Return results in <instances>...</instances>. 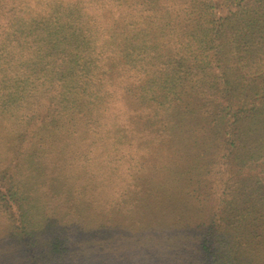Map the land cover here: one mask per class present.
<instances>
[{
	"label": "rangeland",
	"instance_id": "374dc122",
	"mask_svg": "<svg viewBox=\"0 0 264 264\" xmlns=\"http://www.w3.org/2000/svg\"><path fill=\"white\" fill-rule=\"evenodd\" d=\"M44 1L0 0V264H200L199 241L218 243L229 203L241 216L244 201L264 193L234 188L264 184V154H256L264 153V95L245 87L264 74V0H250L256 11L219 38L232 45L224 80L212 49L189 34L196 24L185 21L181 0H61L77 9L63 21L75 20L84 47L63 46L68 39L54 31L24 45L18 23L45 16ZM238 1L216 19L236 15ZM213 21L212 29L229 24ZM261 32L262 48L236 46ZM237 53L244 60L235 66ZM52 67L72 74L50 86ZM19 86L10 107L6 89ZM202 99L230 108H215L214 121ZM35 114L45 118L21 120ZM231 115L237 151L226 158ZM259 229L264 244V221ZM231 247L214 259L242 264Z\"/></svg>",
	"mask_w": 264,
	"mask_h": 264
},
{
	"label": "trees",
	"instance_id": "16d2710c",
	"mask_svg": "<svg viewBox=\"0 0 264 264\" xmlns=\"http://www.w3.org/2000/svg\"><path fill=\"white\" fill-rule=\"evenodd\" d=\"M45 1H44L45 2L44 5H43L44 8H46V12H47V14L45 16L38 15L37 17L34 18V21L31 23H30V21H28V22L22 21V22L18 23V25L21 23V26H23L22 30L25 29L23 32H21L19 34L27 33V35H26L27 38L23 42V44L27 45L30 43L29 41L32 42V40H33L34 43L39 45V44H41L40 33H42L43 35H48L54 31L55 33H59L61 35H64L65 38L68 39L67 42L64 44H63V42H60L63 46L66 44H67V46H73V44L75 46V44H76L77 49H81L82 46L84 47L85 42H82V40L78 41V39H74L75 38V27H74V21L75 20L73 19L68 23H64V21H63V20L66 21L67 19L74 18L75 16H77V14L75 15V13H76L75 10H77V9L75 7H74L75 8L74 9L73 5L69 6L61 0H58V2H54L56 0H54V1L45 0ZM209 1L210 0H199V1H197V0H181V4L185 6V9H184L185 21L186 22L193 21V23L196 24V27L195 28L193 27V32H190L189 34H193L195 36V38L200 37L205 41V43H202V45H204V47L201 50L212 49V57H213L212 60L213 61L215 59L217 60L216 62H214V68H216V70H218L217 76L219 77V79H217V80H224L227 76V73L225 75L224 69L229 68L228 62L230 60L229 58L231 57L232 45L229 44V42H230L229 40H230L231 36H234L235 34H237L235 32H237L239 24L247 17V14L248 13L250 14V13L256 11V8L254 7V5L256 3H253L250 0H245L244 7L240 8L242 10H240L239 8H236L237 10H239L236 15H235V12L234 13L231 12V9H227L226 14L219 15V17H218L219 19L218 18L216 19L215 12L221 11L222 6L224 4L230 5V3H232L231 2L232 0H216L217 3L215 5H213L212 3H211V5H208ZM211 1H214V0H211ZM240 2H242V0H239L238 4ZM49 10H52V11H49ZM234 15H235V17H234L233 21L231 23H229V21L232 19V17ZM47 17L50 18V20L47 21ZM213 19L219 20V22H221V23L228 22L229 24L225 25L224 27L222 25H219L218 27H214L212 29L210 27V24H212L214 22ZM59 21H62V22H59ZM49 25L51 27H49ZM261 27L263 28V31H264V25ZM199 30L202 32V36H200ZM70 32H74L73 33L74 36ZM226 32L230 33V38L222 37L221 39H219ZM232 34H234V35H232ZM262 34H263V32H261L259 35L254 36L248 42H246L243 46L236 45V44L235 45L239 48V47H244L247 44L254 43V46L259 44V46L262 48V45L260 44V37ZM262 38H264V37H261V39ZM14 39L16 40V38H14ZM16 42H18V40H16ZM29 45L32 46V44H29ZM38 50H39V46H38ZM201 50H198V51H201ZM60 51H63V50H60ZM65 52H68L66 54L70 55V56L72 54V52H69L68 50H65ZM258 57L260 59L259 62L261 63V61L264 58V55L259 54ZM246 58H247V55H246ZM246 58H245V60H246ZM42 59H44V58H42ZM242 60H244L243 56L241 54L237 53V56H235V61H236L235 66H237V64H239V63H242L241 62ZM44 61H45V59H44ZM257 63H258V61L256 60L254 64L256 65ZM201 66L203 68H205L204 65H201ZM235 68L236 67H232L231 69H235ZM187 69H188V67H184V70L182 73L186 72ZM55 71L56 70L53 69V67L51 68V70H49V72H48L49 79H48L46 84L50 85L53 82V79H55V77H58V80L61 81L63 78H68L72 74L69 70H67L66 73L63 72L62 74L59 72H55ZM50 77H51V79H50ZM230 77H231L230 79H233V76L230 75ZM38 78L39 77H36L35 79L32 78L30 80L35 81ZM227 78H229V77H227ZM251 81L252 82H248V84L245 86V87H248L247 88L248 92L252 93L254 96H256L258 93H259V95H264V74L258 76L257 78H254ZM58 85H60V84H58ZM21 86L15 87V88L10 87L9 89H6L7 94H4V95H6L4 102L5 103L8 102L7 103L8 106L11 107V105H15L14 102L17 99H19L18 94L20 93V87ZM239 95L242 97L241 91L238 92L236 97H238ZM240 96H239V99L242 100V98ZM246 99H248V98H246ZM48 100L51 102L50 98ZM205 101L207 103H204L203 99H202V101H198V102L201 103L202 106L204 105L207 107L209 103L206 99H205ZM51 106L53 107V104ZM224 106L225 105H222L221 103H220V105H217L216 102L212 103L210 105V107L212 109V111L210 110V112H211L210 115L214 116V109L215 108L216 109L221 108L220 109L221 114H222V111L229 110L230 107H226L225 109L222 110V108H224ZM49 111H47L45 113L46 117L49 116ZM255 111H259V109L258 110L256 109ZM228 113H230V111L225 112V114H228ZM10 118L12 119V122H11L12 124L13 123H17L18 125L20 124V119L17 116L15 117V116L11 115ZM34 118L40 119V118H45V117L35 114L27 121H26L25 117H21V120L25 121V124L28 125V124H32V122L34 121ZM214 118H215V116L213 117V119ZM243 118H245V117H241V119H243ZM226 119L230 120L231 125H232L231 127H232V130L234 132V134H232V135L226 133V135L229 137L228 146L230 148V151H228L226 153V158H227L234 151H237L234 138H237V134H235V129H236V125L238 123V118L235 115H234V117H233V115H231V117H229V118L226 116ZM214 121H215V119H214ZM221 121L222 120L219 119L217 123L221 124L220 123ZM212 124H213V126H215V123H212ZM217 131H219V129H217ZM223 146H224V141H223ZM232 148H233V150H232ZM262 148L264 149V142L261 145V149ZM256 154H259L258 156H261L264 153H256ZM233 179L234 178L231 177L230 180L232 181ZM254 182L255 183L248 185V181H244L240 185L236 184L234 188L238 187L236 192L241 191L243 194H244L245 190L247 188H250L251 186H255V190L264 189V184H263L262 180H255ZM249 183H251V181ZM245 184H247V185H245ZM256 194L257 195L255 197H248L244 201V203H243L244 205H246V204L250 205L249 211L245 212L244 215L240 216V213H241V212H239L240 205H238L237 201H232L229 203V205H228L229 208L228 207L227 208H228V211H230V213H228V215L226 214L224 216V219L222 220L220 226H218V228L216 229V231L218 232V234L216 233L217 234L216 240L217 241L219 240L217 244H216V241H215V243H209L208 238L210 237V235H208V237H204L203 239H200L199 242H201V243L198 246V250L196 251L197 255L202 257V261L200 264H222V263H224V261H222V260L216 261L218 258L217 257L218 255H217V253H215V251L218 247H219L218 249H222V250H223V248H227L231 242H233L235 244V248L231 247L229 250L230 251L232 250L233 253H237V251L239 252V257L242 260V264H259V259H260V264H264V257L262 258V255L264 252V244H261L262 241L260 239V236H261L260 234H263V233L259 229L260 225L264 221V193H258L257 192ZM211 244H213V245H211ZM214 256L217 258L214 259ZM262 261H263V263H262Z\"/></svg>",
	"mask_w": 264,
	"mask_h": 264
}]
</instances>
